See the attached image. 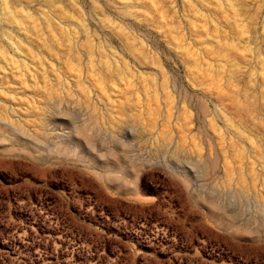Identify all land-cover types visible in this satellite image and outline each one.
Instances as JSON below:
<instances>
[{"label": "rangeland", "instance_id": "rangeland-1", "mask_svg": "<svg viewBox=\"0 0 264 264\" xmlns=\"http://www.w3.org/2000/svg\"><path fill=\"white\" fill-rule=\"evenodd\" d=\"M0 264H264V0H0Z\"/></svg>", "mask_w": 264, "mask_h": 264}]
</instances>
